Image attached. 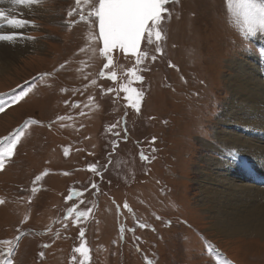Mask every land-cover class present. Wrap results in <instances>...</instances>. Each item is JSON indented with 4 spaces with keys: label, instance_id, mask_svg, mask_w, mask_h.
<instances>
[{
    "label": "rangeland",
    "instance_id": "1",
    "mask_svg": "<svg viewBox=\"0 0 264 264\" xmlns=\"http://www.w3.org/2000/svg\"><path fill=\"white\" fill-rule=\"evenodd\" d=\"M10 1L0 8L24 6ZM97 2L37 0L31 19L17 16L31 22L21 35L36 47L0 75V104L8 95L25 93L0 112V151L5 138L23 129L0 171V241H13V264H77L69 257L82 261L74 251L82 243L89 249L88 264H264L263 238L246 229L233 237L213 229L200 183L208 168L213 174L220 170L225 183L226 172L233 173L235 185L258 193L255 207L240 203V208L264 210V187L243 177L244 166L264 164V101L249 108L263 117L255 132L245 125L257 124L247 118L250 111L223 118L238 108L236 100L231 105L229 62L252 57L263 63L264 32L249 34L227 0L167 5L171 16L163 25L161 51L149 46L146 70L137 72L147 82L141 113L122 112L110 97L114 91H108L114 88L107 75L112 71L104 67L101 43L92 39L98 30L89 12ZM113 59L134 62L116 52ZM219 130L239 135L243 146L215 138ZM76 204L91 209L87 218L65 220ZM81 229H88V239L77 240ZM8 247L0 244V250Z\"/></svg>",
    "mask_w": 264,
    "mask_h": 264
},
{
    "label": "snow or ice",
    "instance_id": "2",
    "mask_svg": "<svg viewBox=\"0 0 264 264\" xmlns=\"http://www.w3.org/2000/svg\"><path fill=\"white\" fill-rule=\"evenodd\" d=\"M14 5H32L37 0H11ZM179 0H98L97 3L91 6L89 16L93 17L92 24L98 26V32L92 37L97 42H102V48L100 52L107 63L104 65L105 68H109L113 64V53H123L125 58H135V65L139 66L144 63L148 58L149 52L147 48L155 45L156 51L160 52V42L165 39L163 34V25L167 19L171 16V11L168 7L169 4L178 3ZM0 3H4V0H0ZM79 5L80 0H76ZM228 9L237 19L242 21L249 34L255 35L257 31L264 32V0H227ZM11 11V10H9ZM69 16L72 12L68 13ZM83 19V17H81ZM0 21H4L9 24L10 27L19 29L23 28L26 24L31 23L30 21L18 19L15 16H10L5 9L0 8ZM2 26V25H0ZM16 38L15 34L4 35L0 34V41H13ZM31 38V37H29ZM146 41L145 50H141L142 42ZM151 59L155 61L156 56H152ZM146 69L133 67L127 72V75L132 77L133 80L143 81V77L137 75L138 71H144ZM101 76L106 73L101 72ZM108 78L115 81L117 74L112 71L107 74ZM132 80H129L122 87V91L126 93L125 99L129 106L137 113L140 111V104L143 98V92L133 88L131 86ZM113 91V89H108ZM25 93L15 95L11 99L6 100L3 104H0V112H3L4 108L8 105L14 104L20 100ZM63 120L64 117H59ZM38 121H28V124H38ZM25 125V127L28 126ZM51 127V125H49ZM23 134V129H18L10 138L7 140V145L0 151V171L5 167V161L13 155L14 149L19 142L20 136ZM3 143V142H0ZM67 154V149H65ZM92 172H96V168H91ZM39 179V178H37ZM92 188H97L95 183L92 184ZM33 191L35 189L33 188ZM73 195L78 193L73 192ZM71 196L68 197L71 200ZM0 203H3L0 200ZM79 203H83L81 200ZM128 207L127 204L124 205ZM91 209L81 210L79 204H76L67 209L65 220L68 218H74L76 221H81L86 218ZM65 227L67 225L65 224ZM141 228L146 225L141 224ZM121 231H124L121 229ZM79 236L83 238L85 232L83 229L80 230ZM22 239L21 236H17L16 244ZM2 245H9L7 250H0V255L4 258L0 259V264H13V255L16 248L11 240L0 241ZM48 247V245H44ZM75 253H79L82 257V261H77V257L73 255V261L77 264H88L89 261V249L82 243L81 246L75 248ZM44 255L43 252L40 253Z\"/></svg>",
    "mask_w": 264,
    "mask_h": 264
},
{
    "label": "bare ground",
    "instance_id": "3",
    "mask_svg": "<svg viewBox=\"0 0 264 264\" xmlns=\"http://www.w3.org/2000/svg\"><path fill=\"white\" fill-rule=\"evenodd\" d=\"M4 7H7V6L4 5ZM9 10H7L8 11L7 13L10 16H15L17 18V16H19L18 13L20 12L23 18H27V19H31L33 13H35L36 11L34 5H24L21 7L16 6L15 10H11V11ZM1 24H8V23H5L4 21H0V25ZM27 27L29 26L25 25L23 28L16 29L13 27L10 28L8 24L7 27H3L4 29L0 30V34H4V35L15 34L16 35V38L13 41H0V75H3L4 72L10 69L15 59H18L20 56L22 57L24 52H29L32 49L35 50V47H36L35 42L29 41L26 38H23L21 35L23 31L28 29ZM229 63L231 65L230 69L232 70V74L227 79V81H228V85H230V89L232 90L231 105L233 103L236 104V101H237L238 108L237 106H235L234 107L236 108L235 112L233 111L232 113L227 114L223 118L226 119L228 117H234V119H238L237 116H240V114L242 113L247 114L250 111L249 110L250 107L258 108V105H259L258 102L260 103V101H264V89L262 87V84L260 83V78L258 77V74H257L259 67L262 65L263 66L262 73L264 75V62L259 63L255 61L252 57H250V59H248L247 61L240 60L237 58L232 63L231 61ZM262 66L260 67V69L262 68ZM255 108L252 111H250V113L247 115V118L253 117L252 118L253 121L257 124L252 125L253 128L251 127V124H245V125H248V128L250 125V128L253 129V132L257 131V129L255 128H258V123H260L263 118L259 114L255 115V113L258 112V110H256ZM252 135H255V133ZM216 137L222 138L223 139L222 142H224L227 145L232 143L233 146L235 145L243 146L242 138H237L236 136L234 137V136L226 135L224 131L219 130L215 138ZM260 137L261 139L264 138V134L261 133ZM256 151H257V148H256ZM260 152L264 154V151H260ZM240 158L241 157L234 159V160L238 161V159ZM244 158L247 159V157H244ZM244 158L242 159L244 160V164H245L246 159ZM261 163L262 162L260 161L255 167L258 170L257 172L258 174L256 175L264 178L263 176L264 174H262L261 172L260 173L262 175H259L260 166L264 165ZM244 168H246V172H243V177L245 178L246 181L248 182L250 181L251 183H253L250 179L251 177H249L250 169L247 168L246 166H244ZM208 170H207L208 178L201 179L200 183L202 185L201 192H202L203 203L206 206L207 205L210 206L208 207V211H209L208 213L212 215V217L210 218L211 222L213 223L214 221L213 229L218 231L219 233H224L225 235H228L230 237L239 235L241 234L242 231L245 233V229H246L247 235L250 234L254 238L258 237V238L264 239V210H261L262 208L260 209L252 208V207H255L257 204L255 202L253 203L252 200L258 197V193H256V191H253V189L250 188L249 186H246L249 188L246 189L245 191L246 187L243 188V187L235 185L236 181L234 180L233 173L229 175L228 172H226V176L229 180V183H225L224 177L222 176L224 174H220V170H218V172L215 171V174L211 172V169L208 168ZM240 189H244L245 192L241 191ZM243 192L244 193L248 192V193L245 195L243 194ZM240 203L246 204V205L252 204L251 205L252 210L251 209L242 210L240 208V205H241ZM252 227L255 228L256 232L251 234L250 228Z\"/></svg>",
    "mask_w": 264,
    "mask_h": 264
},
{
    "label": "trees",
    "instance_id": "4",
    "mask_svg": "<svg viewBox=\"0 0 264 264\" xmlns=\"http://www.w3.org/2000/svg\"><path fill=\"white\" fill-rule=\"evenodd\" d=\"M115 53V52H114ZM113 53V54H114ZM118 53V52H116ZM112 54V55H113ZM120 55H122L121 53H118ZM124 56V55H123ZM125 61H128V59L126 58ZM129 63H131V61H128V63H123V62H115L113 59V64L109 67L110 69H108L109 71H115L117 74V79L115 81L111 80L114 88L113 91L114 93L110 92V97L113 99V102L115 101L117 103V106L119 107V110H121L122 112H136L135 109L131 108L127 102V100L125 99V96L127 95L126 93H124L121 89L124 86L125 83H127L129 80H132V82H134V80L132 79V77H130L129 75H127V72L129 70H131L133 67H136L133 63L132 65H128ZM138 84H140V82H137ZM136 85V83H135ZM145 87V86H144ZM143 87V89H144ZM137 90L140 91L139 87H136ZM139 113H141V111H139ZM122 125V123H121ZM126 127V124H125ZM108 142L109 144H107L109 150H111L112 147V141L111 139L108 137ZM101 192H103L102 188L100 190V194ZM97 212L95 213V217H96ZM92 217V221L90 223V227L93 224V222L95 221V217ZM87 218V217H86ZM84 218V219H86ZM90 229V228H89ZM85 232V236L83 238H81L79 235L77 236V240L82 239V240H86L88 239V229H84ZM73 256L69 257L70 263L74 262L72 259Z\"/></svg>",
    "mask_w": 264,
    "mask_h": 264
}]
</instances>
